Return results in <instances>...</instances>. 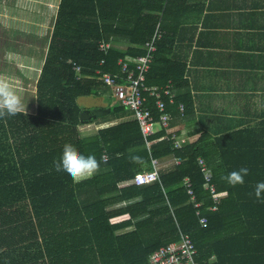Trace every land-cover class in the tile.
Listing matches in <instances>:
<instances>
[{
    "label": "trees",
    "instance_id": "1",
    "mask_svg": "<svg viewBox=\"0 0 264 264\" xmlns=\"http://www.w3.org/2000/svg\"><path fill=\"white\" fill-rule=\"evenodd\" d=\"M175 1L59 0L35 84V112L0 119V264H149V255L176 242L180 233L190 236L200 264H264V193L259 200L254 194L264 182V123L215 136L204 129L176 148L165 129L146 146L133 115L92 133L80 131L95 121H113L126 109L118 101L107 107L108 114L82 120L80 113L89 108L77 99L112 95L95 70L120 73L118 60L144 54L157 25L161 37L145 84L170 82L175 89L184 84V63L176 66L167 49ZM102 42L110 44L106 51ZM164 99L168 128L190 115L191 105L179 93L171 104ZM146 106L158 116L153 97ZM65 144L94 155L98 172L81 181L57 172L53 162ZM132 156L144 163H133ZM198 157L221 194L215 210ZM167 158L180 162L159 165L157 181L121 186L150 170L151 159ZM241 167L249 169L242 185L222 179ZM119 216L127 218L113 222Z\"/></svg>",
    "mask_w": 264,
    "mask_h": 264
},
{
    "label": "crops",
    "instance_id": "2",
    "mask_svg": "<svg viewBox=\"0 0 264 264\" xmlns=\"http://www.w3.org/2000/svg\"><path fill=\"white\" fill-rule=\"evenodd\" d=\"M58 2L0 0V75H12L8 70V43L12 39L19 44L20 40L11 35L15 29L13 25L33 26L27 30L34 31V35L28 34L26 39L37 41L43 24L52 29ZM175 2L176 19L168 34L172 44H168L167 49L169 55L175 58L176 66L184 63V84L176 92L191 106L190 115L183 120L176 119L169 133L186 143L195 141L204 129L215 136L238 129L261 127L264 123V0ZM50 34L51 31L49 40ZM35 44L26 49L16 45L15 54L18 57L11 59L17 72H22L26 78L35 75L33 98L25 103L29 113H34L36 109L35 84L49 43L41 60L36 58L37 64L29 65L27 53L40 56ZM120 47L124 49L125 45ZM103 95L112 96L108 93ZM98 105L102 107L104 103ZM131 117L132 113L125 109L116 114L113 121L97 124V128ZM172 162L173 159L167 158L159 165L164 167ZM124 185L128 184H121ZM125 218L127 216H119L113 222Z\"/></svg>",
    "mask_w": 264,
    "mask_h": 264
},
{
    "label": "built area",
    "instance_id": "3",
    "mask_svg": "<svg viewBox=\"0 0 264 264\" xmlns=\"http://www.w3.org/2000/svg\"><path fill=\"white\" fill-rule=\"evenodd\" d=\"M161 37V31L158 29V25L151 36L150 40L143 45L144 54L136 57H126L118 60L120 66V73L103 72L100 69L95 70L96 76L102 80V82L109 86L113 97H115L121 105L128 109L134 118L137 120L141 134L145 140L146 146H149L153 141L148 138L160 129H165L169 133V122L171 119L170 113L166 110V101L168 103L174 102L176 89L170 82L163 86H147L145 84L146 73L149 70L150 63L154 58V52L156 51L157 40ZM110 47L109 43L102 42L100 49L106 51ZM103 64V61L100 62ZM74 70L76 73H80V67L75 65ZM154 98V105L158 110V116L155 117L149 107L146 106L147 98ZM179 110L183 111V105L179 104ZM158 125V129L155 128ZM173 146L179 147L183 140H177L174 135ZM106 158V154L103 155ZM104 160V159H103ZM173 162L179 163L180 158H174ZM198 165L204 177V187L210 195L214 205L212 210L216 209V204L221 198V194H218L216 187L211 180L210 171L206 165L205 160L202 157L197 159ZM159 179V162L156 159H151V169L136 173L134 177L127 181L128 185H143L148 184ZM184 185L189 187L188 180H184ZM191 194V200L194 201L192 190L187 191ZM199 204L195 203V207ZM198 213V212H197ZM200 224L205 225L206 219L200 218ZM197 250L188 234L180 233L179 239L167 245L160 246L154 250L148 258L149 264H200L196 258Z\"/></svg>",
    "mask_w": 264,
    "mask_h": 264
},
{
    "label": "clouds",
    "instance_id": "4",
    "mask_svg": "<svg viewBox=\"0 0 264 264\" xmlns=\"http://www.w3.org/2000/svg\"><path fill=\"white\" fill-rule=\"evenodd\" d=\"M22 97L18 93L16 84L6 75H0V119L15 116L20 113H26ZM101 159L106 160L105 157ZM131 161L136 164H143L144 160L139 156H132ZM54 168L57 172L64 171L74 181H81L95 175L100 167L94 155L84 156L73 145L65 144L63 146L62 156L58 161H54ZM249 174L247 167H241L238 171H232L222 179L229 185L236 186L244 183V177ZM264 193V182L255 186V197L261 199Z\"/></svg>",
    "mask_w": 264,
    "mask_h": 264
},
{
    "label": "rangeland",
    "instance_id": "5",
    "mask_svg": "<svg viewBox=\"0 0 264 264\" xmlns=\"http://www.w3.org/2000/svg\"><path fill=\"white\" fill-rule=\"evenodd\" d=\"M13 27L15 29H13V31L11 32V35H14L17 38H20V40H18L19 44H16V41L13 42L12 39H10L9 43H8V48H9V57H8L9 58L8 59V63H9L8 67L9 68H8V70H9V73L12 74V75H9V77L16 84L17 89H18V93L22 97L23 102L25 104V103H28L29 101H31L29 99L33 98L34 91H32L33 90L32 86H33V83L35 80V75H34V77L31 76L29 78H26V76H24L22 72H17V69L15 68L16 66H14V61L11 60V59H15L16 57H18V55L15 54V52H17L15 50V47H16V45H18V46H20V48L26 49V48L30 47L29 46L30 44L32 45L35 42L36 43L35 45L38 46L37 48H35V50H37V52H40V56H38L37 53H35V55H30L29 53H27L26 55L28 57L27 60H28L29 65H31L33 63L37 64L36 58L37 59L39 58L41 60V57L46 50V46L49 43L48 35L51 31V28L49 29V25L43 24L41 27V30H40V34L38 35V38H40V39L32 42V41H30V39L27 40L26 38H28V34L34 35V31H32V30L28 31L27 30V29H31V27H33V26H30L27 24H24V25L15 24V25H13ZM34 29H36L35 25H34ZM42 37H44L43 40H42ZM29 41H30V43H29ZM12 53H14V55L11 56ZM32 70L35 72L34 68ZM36 70H37V68H36ZM23 77L25 78V82L23 81ZM23 84H24V86H23ZM21 85L23 86L22 88H24V89L20 88ZM77 103L80 106H84V107L86 106L89 109H93V108L104 109V108H107L108 106L117 104L118 100L113 96H111V97L104 96V95L83 96V97H79L77 99ZM102 103H104V106L100 107L98 104H102ZM27 108H28V106H27ZM97 124H98L97 121H95L91 124L83 125L80 127V131L84 134L92 133L96 129H98ZM155 128H158V125H155Z\"/></svg>",
    "mask_w": 264,
    "mask_h": 264
},
{
    "label": "water",
    "instance_id": "6",
    "mask_svg": "<svg viewBox=\"0 0 264 264\" xmlns=\"http://www.w3.org/2000/svg\"><path fill=\"white\" fill-rule=\"evenodd\" d=\"M109 108H93V109H87L83 110L80 113V119H90V118H97L103 115H106L109 113Z\"/></svg>",
    "mask_w": 264,
    "mask_h": 264
}]
</instances>
